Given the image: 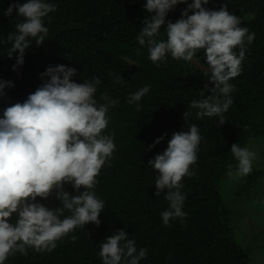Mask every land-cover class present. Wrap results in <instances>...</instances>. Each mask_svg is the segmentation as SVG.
<instances>
[{
  "label": "trees",
  "instance_id": "trees-1",
  "mask_svg": "<svg viewBox=\"0 0 264 264\" xmlns=\"http://www.w3.org/2000/svg\"><path fill=\"white\" fill-rule=\"evenodd\" d=\"M17 2L27 0H0V79L14 82V87H6L0 97V117L6 107L23 102L44 82L41 73L50 65L76 68L72 79L77 83L99 77L101 84L95 93L98 103H103L100 97L105 92L119 103L109 109L104 132L115 133L116 149L102 167L94 189L105 206L100 225L89 222L59 240L51 252L28 248L27 255L17 252L5 264H102L98 255L101 243L118 229H124L135 241L137 252L147 250L139 264H252L253 249L232 224L223 180L228 165L232 169L237 165L230 151L232 144L250 149L264 136V0H209L205 5L219 10L227 3L240 26L255 34L254 41L246 43L239 74L229 81L234 86L230 93L233 103L224 113L223 124L218 117L197 119V109L188 107L192 100L202 98V91L205 96L211 94L203 89L210 84L204 70L170 54L158 67L148 58L147 48L138 44L135 37L142 21L151 15L144 8L146 0H46L57 6L49 13L50 22L44 18L48 37L40 45L29 37L31 45L25 50L24 63L14 70L19 52L11 58L7 55L11 47L7 37L23 17L16 11L11 16L4 12ZM192 2L187 0L168 12L158 40L166 39L167 21L180 19ZM195 56L208 66L203 50ZM116 75L124 82L117 83ZM144 86L150 90L137 102V110L136 104L128 103V96ZM187 110L192 115L186 121ZM191 124L198 126L202 139L198 159L191 166L195 174L181 181L187 215L183 222L175 218L166 226L161 216L169 206L166 193L155 195L158 174L148 161L163 152L174 132L188 131ZM162 136L163 140L155 143ZM251 187L253 184L248 183L243 189ZM64 188L76 194L71 184ZM37 201L47 207L60 206L55 193ZM70 214L65 211L63 216ZM15 219L14 215L13 222ZM73 235L78 239L73 241Z\"/></svg>",
  "mask_w": 264,
  "mask_h": 264
},
{
  "label": "clouds",
  "instance_id": "clouds-1",
  "mask_svg": "<svg viewBox=\"0 0 264 264\" xmlns=\"http://www.w3.org/2000/svg\"><path fill=\"white\" fill-rule=\"evenodd\" d=\"M180 3L187 0H146L144 8L151 15L142 21L143 27L135 39L147 48L148 58L158 67L169 54L173 59L191 62L203 50L208 65L203 75L214 86L205 84L203 89L211 94L205 96L202 91V98L192 100L188 107L197 109V119L218 117L219 124H223L224 113L233 103L230 93L234 86L229 81L239 74L246 43L251 44L255 34H248L249 30L240 26L239 18L228 11L227 3L212 10L205 7L209 0H193L180 19L167 21L166 39L158 40L168 12ZM56 7L46 0H27L10 5L4 12L11 16L16 11L23 17L7 37L11 44L7 55L11 58L19 52L14 70L24 63L25 50L31 45L29 37L37 45L48 37L44 18L50 22L49 13L56 11ZM76 74V68L64 64L48 66L41 73L44 82L23 102L6 107L0 117V264L17 252L27 255L28 248L51 252L59 240L75 229L89 222L97 226L101 223L104 201L94 189L102 167L116 149L115 133L104 132L109 123L108 111L119 100L105 92L100 97L103 103H98L95 93L101 79L93 77L77 83L72 79ZM115 80L124 82L121 75H116ZM6 87H14V82L0 79V97L5 95ZM149 90V86H144L130 93L128 103L136 104L140 110L137 102ZM191 115L187 110L185 120ZM201 139L198 126L191 124L188 131L174 132L163 152L148 161V166L158 174L155 195L166 193L169 206L161 212L166 226L175 218L183 222L187 215L183 211L181 181L195 174L191 166L198 159ZM161 140L163 136L155 143ZM230 151L237 165L234 171L228 165L229 178L249 175L256 153L237 143L232 144ZM65 184H71L76 194L66 191ZM53 193L59 207H47L37 201L38 197L47 200ZM65 211L71 214L63 216ZM71 239L78 237L73 235ZM98 255L102 264H139L147 250L140 248L137 252L135 241L128 238L124 229H118L104 238Z\"/></svg>",
  "mask_w": 264,
  "mask_h": 264
},
{
  "label": "rangeland",
  "instance_id": "rangeland-1",
  "mask_svg": "<svg viewBox=\"0 0 264 264\" xmlns=\"http://www.w3.org/2000/svg\"><path fill=\"white\" fill-rule=\"evenodd\" d=\"M191 64L204 71L208 68L196 56ZM250 150L256 153L252 172L239 179L227 175L223 185L234 229L253 249L252 264H264V136L254 141ZM248 183H252L253 187L243 189Z\"/></svg>",
  "mask_w": 264,
  "mask_h": 264
}]
</instances>
